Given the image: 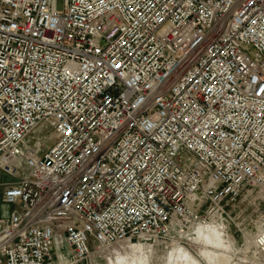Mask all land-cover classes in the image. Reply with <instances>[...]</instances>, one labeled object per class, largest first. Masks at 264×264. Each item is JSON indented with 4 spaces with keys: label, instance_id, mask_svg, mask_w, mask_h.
<instances>
[{
    "label": "built area",
    "instance_id": "2783aa9c",
    "mask_svg": "<svg viewBox=\"0 0 264 264\" xmlns=\"http://www.w3.org/2000/svg\"><path fill=\"white\" fill-rule=\"evenodd\" d=\"M59 1L0 0V264L257 230L264 0Z\"/></svg>",
    "mask_w": 264,
    "mask_h": 264
},
{
    "label": "clouds",
    "instance_id": "9594fccd",
    "mask_svg": "<svg viewBox=\"0 0 264 264\" xmlns=\"http://www.w3.org/2000/svg\"><path fill=\"white\" fill-rule=\"evenodd\" d=\"M256 244L264 246V222L261 223L253 234ZM187 239L194 246L170 248V258L165 264H233L235 247L228 238L224 226L219 219L201 218L195 221L187 233ZM137 259H132V254H123L115 264H151V258L145 253H135Z\"/></svg>",
    "mask_w": 264,
    "mask_h": 264
},
{
    "label": "rangeland",
    "instance_id": "374dc122",
    "mask_svg": "<svg viewBox=\"0 0 264 264\" xmlns=\"http://www.w3.org/2000/svg\"><path fill=\"white\" fill-rule=\"evenodd\" d=\"M63 5V1L60 0L58 2V6L61 8ZM53 132V131H52ZM54 139H51L46 145L43 146L44 149L48 148L52 145ZM12 179V176L3 173L0 177L1 181H9ZM236 224L232 223L229 225V223H223L221 224L224 226L226 232L228 233V238L232 241V244L235 247V256L233 264H249L248 262L255 263V264H264L263 260H258L259 256H251L247 244L248 239H246V235L242 236V232L240 228L238 227V223L241 221L240 218H236ZM249 231V232H254ZM175 238H179L178 242L180 244H183L185 247L192 248L195 250L194 246L190 243V241L187 239L186 235L178 236L177 235H169L167 238H161L159 242L152 244L151 248L146 251L147 256L151 258V264H165V261L170 258V248H175L177 245L174 244ZM242 239L245 240V244L241 246V243H243ZM136 243V242H133ZM174 244V245H173ZM176 245V246H175ZM126 243H122L120 245H115L112 247L107 248L104 251H97L91 258L84 259L82 261H79V264H114L117 260L116 258L119 255L127 254ZM65 249H63L64 251ZM129 251L131 250L128 249ZM136 250V249H135ZM138 253V250H136Z\"/></svg>",
    "mask_w": 264,
    "mask_h": 264
},
{
    "label": "bare ground",
    "instance_id": "6f19581e",
    "mask_svg": "<svg viewBox=\"0 0 264 264\" xmlns=\"http://www.w3.org/2000/svg\"><path fill=\"white\" fill-rule=\"evenodd\" d=\"M240 225V224H239ZM244 230V229H243ZM250 231V230H249ZM247 232V231H245L244 232V234L246 235V239H248V244H247V247H248V250H249V252H251V246H252V243H253V241H254V233L256 232V230L254 231V232ZM188 233V232H187ZM187 233H185V235L187 236ZM178 240H179V238H175V240H174V244H176L175 246L176 247H178L179 245H180V243L178 242ZM134 241H128V242H124V243H126V245H128V247H126V250H127V254H129V253H131L132 254V256H131V258L132 259H137L138 257L135 255V253H137V251L136 250H138V253H141L142 254V256L146 253V251L148 250V249H150L151 248V243H145V242H137L136 241V243H133ZM173 244V245H174ZM109 247H112V246H108V247H103V248H101V249H99L98 251L99 252H101V251H104V250H106L107 248H109ZM131 248H132V250H131ZM128 249H130L131 251H129ZM136 249V250H135ZM255 252H259V250H255ZM147 254V253H146ZM121 255H119L116 259H118L119 257H120ZM258 256V255H257ZM60 261V260H59ZM82 261V260H81ZM263 262H264V260H263ZM65 264H70V263H68V260H67V262L65 263ZM115 264V263H114Z\"/></svg>",
    "mask_w": 264,
    "mask_h": 264
},
{
    "label": "crops",
    "instance_id": "0c3cea01",
    "mask_svg": "<svg viewBox=\"0 0 264 264\" xmlns=\"http://www.w3.org/2000/svg\"><path fill=\"white\" fill-rule=\"evenodd\" d=\"M3 173H5V172H3L0 169V177ZM0 182H5V181L0 180ZM3 192H4V188L2 186H0V227L7 222V219L9 217L11 211L18 206L16 204L15 205L14 204H6L3 201ZM64 249L65 250L61 252V257L56 258L55 264H65L67 262L68 256H67L66 248H64ZM75 264H79V262H77Z\"/></svg>",
    "mask_w": 264,
    "mask_h": 264
}]
</instances>
